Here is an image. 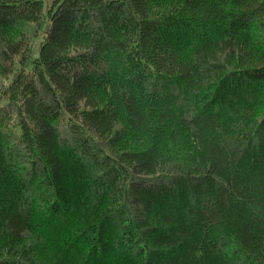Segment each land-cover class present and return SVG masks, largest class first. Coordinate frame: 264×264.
<instances>
[{
	"label": "trees",
	"instance_id": "obj_1",
	"mask_svg": "<svg viewBox=\"0 0 264 264\" xmlns=\"http://www.w3.org/2000/svg\"><path fill=\"white\" fill-rule=\"evenodd\" d=\"M0 264H264V0H0Z\"/></svg>",
	"mask_w": 264,
	"mask_h": 264
}]
</instances>
